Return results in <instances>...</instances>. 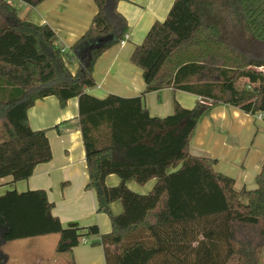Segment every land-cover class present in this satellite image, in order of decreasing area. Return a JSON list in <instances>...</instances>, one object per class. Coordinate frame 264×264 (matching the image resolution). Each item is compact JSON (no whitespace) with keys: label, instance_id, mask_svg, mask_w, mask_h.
I'll return each mask as SVG.
<instances>
[{"label":"trees","instance_id":"1","mask_svg":"<svg viewBox=\"0 0 264 264\" xmlns=\"http://www.w3.org/2000/svg\"><path fill=\"white\" fill-rule=\"evenodd\" d=\"M17 1L34 7L43 0ZM119 1L93 0L96 13L68 57L47 25L20 19L10 0H0V179L26 180L51 160L46 131L30 129L28 109L46 97L61 107L76 98L86 189L94 191L111 231L61 229L56 253H71L84 238L99 236L105 264H263L264 160L256 188L237 190L233 179L213 169L215 160L191 155L189 144L212 105L251 116L264 112V0H174L131 54L130 63L142 71V94L98 99L86 93L94 86V64L127 32ZM72 58L75 74L68 69ZM166 88L201 102L191 109L174 102L171 115L150 116L143 96ZM110 175L118 185L105 184ZM152 180L147 194L126 186ZM116 201L122 211L114 215ZM18 208L15 194L0 198V264L6 263L2 246L22 227L21 215L13 218Z\"/></svg>","mask_w":264,"mask_h":264},{"label":"crops","instance_id":"2","mask_svg":"<svg viewBox=\"0 0 264 264\" xmlns=\"http://www.w3.org/2000/svg\"><path fill=\"white\" fill-rule=\"evenodd\" d=\"M173 1L117 3L116 10L126 21L127 40L123 45L108 48L97 59L92 73L94 86L86 89L88 95L104 99L109 95L132 98L142 94L145 89L142 71L130 63V57L151 26L164 21ZM21 9L25 10L17 13L19 18L35 25H47L55 34L56 47L67 52L68 57L70 48L88 29L96 13L93 0H43L34 7L22 4ZM109 39H99L88 47ZM68 69L71 74L76 73L78 63L74 58L70 59ZM174 102L191 109L201 99L171 88L143 96V105L152 117L171 115ZM77 116L76 98L61 107L57 98L46 97L37 100L27 111L30 129L46 131L51 160L36 166L26 180L0 179V198L8 194L18 196L20 208L14 210L13 218L14 222L20 219L19 215L22 219L15 237L2 246L5 264H105L99 236L84 238L71 253L55 251L61 229L95 225L100 235L111 231L108 216L97 212L94 191L86 189L88 174ZM189 152L215 160L213 169L233 179L237 190H253L264 160V119L228 105H212L194 130ZM118 183L114 175L105 180L108 187ZM154 183L152 180L138 186L127 182L126 186L135 193L147 194ZM110 211L114 215L121 213L120 202H113Z\"/></svg>","mask_w":264,"mask_h":264},{"label":"rangeland","instance_id":"3","mask_svg":"<svg viewBox=\"0 0 264 264\" xmlns=\"http://www.w3.org/2000/svg\"><path fill=\"white\" fill-rule=\"evenodd\" d=\"M10 2L16 8L17 13L23 12L25 10V9H21V6H22V4H20L21 2L19 3V1H17V0H10ZM67 54H68L67 52L64 53V56ZM260 71L263 72V74H264V67L261 68ZM243 84H244V81H240L238 83V86L241 87V86H243ZM3 135H4V133H3L1 126H0V142L3 141V139H4Z\"/></svg>","mask_w":264,"mask_h":264},{"label":"built area","instance_id":"4","mask_svg":"<svg viewBox=\"0 0 264 264\" xmlns=\"http://www.w3.org/2000/svg\"><path fill=\"white\" fill-rule=\"evenodd\" d=\"M127 40V35L124 36V38L120 41L119 44L123 45L124 42ZM203 104H208L209 102H202ZM257 119L262 120L264 119V112L262 113H257L256 115H254Z\"/></svg>","mask_w":264,"mask_h":264}]
</instances>
